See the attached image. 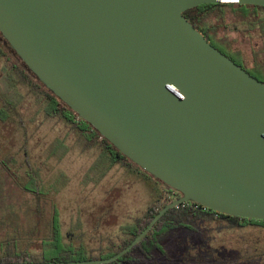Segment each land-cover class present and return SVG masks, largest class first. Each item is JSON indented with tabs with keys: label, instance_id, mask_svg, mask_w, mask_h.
I'll list each match as a JSON object with an SVG mask.
<instances>
[{
	"label": "water",
	"instance_id": "1",
	"mask_svg": "<svg viewBox=\"0 0 264 264\" xmlns=\"http://www.w3.org/2000/svg\"><path fill=\"white\" fill-rule=\"evenodd\" d=\"M264 0H0V33L37 79L154 179L193 203L264 221V83L185 17ZM6 264V263H2Z\"/></svg>",
	"mask_w": 264,
	"mask_h": 264
},
{
	"label": "rangeland",
	"instance_id": "2",
	"mask_svg": "<svg viewBox=\"0 0 264 264\" xmlns=\"http://www.w3.org/2000/svg\"><path fill=\"white\" fill-rule=\"evenodd\" d=\"M225 12L224 20L213 15L207 23L217 26V37L232 53L252 60L264 50V37L252 28L255 19L232 8ZM46 106V97L0 58V242H33L29 251L40 256L57 208L65 241L99 257L122 242L125 227L145 214L160 184L140 182L119 167L97 182L105 166L101 140H80L74 126L49 116ZM194 227L167 235L168 259L156 255L137 264H264V229L215 219Z\"/></svg>",
	"mask_w": 264,
	"mask_h": 264
},
{
	"label": "trees",
	"instance_id": "3",
	"mask_svg": "<svg viewBox=\"0 0 264 264\" xmlns=\"http://www.w3.org/2000/svg\"><path fill=\"white\" fill-rule=\"evenodd\" d=\"M226 8L234 9V11L238 12L244 19L254 18L255 20L252 22V28L257 31L256 34L258 36L264 37V17L260 16L261 13H264V7L209 4L188 10L184 15L196 29L200 30L205 35L207 40L214 47L218 48L234 62L247 70L252 76L264 83V56L261 57L262 53L264 54V50L255 52L253 59H249L250 61H248L241 54H234L225 47L217 37V26H212L207 23V20L213 15L224 20ZM8 50L15 55V52L10 48L8 42L0 33V58L7 62H9ZM19 61L24 69H19V66H12V69L21 77L23 82L32 87L33 91L40 92L46 97V113L49 116H61L65 121L78 129L89 143L101 140V145L103 146L111 166L123 164L132 172L142 175L146 180H151L160 184V194L148 206L144 215L137 218L135 223L125 227V238L122 242L117 247L103 252L99 257L93 256L84 246L77 247L73 243H67L65 241L59 210L53 208L50 223V237L40 241L42 247L41 255L38 256L29 251L28 245L35 243H29L25 240L14 238L12 240L0 242V264L84 262L109 259L128 247L135 238L149 226L155 216L166 205L181 197V194L154 179L151 174L147 173L124 156L108 140L102 137L92 125L82 120L71 108L48 90L20 59ZM251 61H253L252 66H250ZM0 114L2 115L3 111H0ZM214 219L226 221L232 227L244 228L247 226H255L264 229V221L262 220L231 217L197 204L186 203L169 210L159 220L152 231L133 250L109 264H137L141 260L154 261L156 255L168 259L169 253L165 246V239L169 233L179 229L194 231L196 230L194 225L197 222H209Z\"/></svg>",
	"mask_w": 264,
	"mask_h": 264
},
{
	"label": "crops",
	"instance_id": "4",
	"mask_svg": "<svg viewBox=\"0 0 264 264\" xmlns=\"http://www.w3.org/2000/svg\"><path fill=\"white\" fill-rule=\"evenodd\" d=\"M68 124H70V123H68ZM71 125V124H70ZM71 126H73V125H71ZM73 130H74V133H76V135L80 138V140H81V138L83 137V135H82V133L78 130V129H76L75 127L73 128ZM83 139V138H82ZM102 159H104V160H102V161H104V163H105V166L103 167V169L101 170V175H100V178H98V180H97V182L99 181V179H101V178H106L108 175H109V173L110 172H113V171H115L114 170V168L116 167H119V168H121V171H122V173L121 174H123V172H125L126 170L128 171V172H130L131 174H133L137 179H138V181H140V182H147L148 184H154L153 183V181H151V180H146L142 175H140V174H137V173H134V172H132L128 167H126V166H124L123 164H117V165H114V166H111L110 165V161H109V159H108V157H107V155L105 154V153H102ZM118 168V169H119ZM117 169V170H118ZM114 175V174H113ZM113 175H112V173H111V177H113Z\"/></svg>",
	"mask_w": 264,
	"mask_h": 264
},
{
	"label": "flooded vegetation",
	"instance_id": "5",
	"mask_svg": "<svg viewBox=\"0 0 264 264\" xmlns=\"http://www.w3.org/2000/svg\"><path fill=\"white\" fill-rule=\"evenodd\" d=\"M2 35V34H1ZM3 37V36H2ZM9 44V43H8ZM10 46V45H9ZM11 48V47H10ZM12 49V48H11ZM13 50V49H12ZM14 51V50H13ZM15 52V51H14ZM7 53H8V56H9V62H7V63H9L8 65L10 66V68H11V70L14 72V70L12 69V66H19V69H24L23 68V66H21L22 64L20 63V61H19V57L17 56V54L15 53V55L12 53V52H10L9 50L7 51ZM21 60V59H20ZM21 66V67H20Z\"/></svg>",
	"mask_w": 264,
	"mask_h": 264
}]
</instances>
